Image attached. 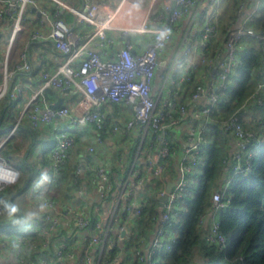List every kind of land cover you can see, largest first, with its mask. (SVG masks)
<instances>
[{
	"label": "built area",
	"instance_id": "2783aa9c",
	"mask_svg": "<svg viewBox=\"0 0 264 264\" xmlns=\"http://www.w3.org/2000/svg\"><path fill=\"white\" fill-rule=\"evenodd\" d=\"M53 1L56 7L52 12L46 7H38L37 0H2L0 19L5 23L11 21L12 26L0 66L3 75L0 98L7 95L17 99L27 94V101L21 113L15 115L9 136L0 138V149L11 136H17L23 118L37 130L54 123L55 142L49 154L51 164L54 174L67 177V164L77 137L91 136L85 145L86 153L100 152L107 140L102 132L108 130L109 108L118 103L130 108L129 116L124 124L112 125L110 135L137 130L140 140L137 154L143 153L142 162H134L128 174L113 179L111 158L98 157L96 163L79 158L74 173L69 175L72 179L70 199L54 198L48 194L53 191L51 184L45 189H36L34 182L29 198L37 205L38 213L30 215L33 221L25 231L0 234V264H25L31 251L37 254L38 264L155 263L157 254L170 249L175 241L171 219L179 209V199L188 186L189 173L199 162L204 132L214 113L219 111V92L227 88L230 73L239 62L247 38L264 41V32L254 27L256 16L264 8V0H239L234 23L228 26L223 42L213 47L219 37L221 0L210 1L214 10L211 6L206 7L204 0H170L173 4L168 5V22L151 29L145 21L150 19L152 7L144 23L130 26L119 20V8H106L95 1L81 7L71 6L65 0ZM37 8L41 28L50 27V32L45 34L41 28H36L30 41L48 37L57 54L64 58L52 64L45 62L37 69L26 47L13 66L15 47L25 28L27 10ZM66 9L73 13L76 22L85 23L90 30L83 34L70 26L61 16ZM184 16L191 19L183 49L188 61L183 59L174 63L156 90V71L173 39L174 25ZM194 29L199 32L198 41H194ZM112 30H120L124 35L151 30L152 35L145 39L143 48L137 50L129 38L118 46L116 37L110 33ZM196 53L200 54L198 60L192 58ZM203 68L204 79L197 82L188 98L184 94L185 84L192 78V72L200 74ZM20 73H25L28 78L24 79ZM261 73L264 74V70ZM32 78L38 79V83H33ZM48 88L72 93L75 104L72 106L63 100L58 106H52L60 99L51 100L46 92ZM263 92L264 77L257 80L244 105L251 101L264 102ZM191 115L198 121V126L187 132L177 164L178 176L169 180L166 177L167 160L176 153L171 147L170 129ZM58 119H62L61 122ZM222 126L232 137L233 174L249 171L261 141L254 142V132L245 130L236 113L224 120ZM147 140L148 146L145 145ZM120 157L123 160L121 154ZM89 170L94 171L92 178L83 181ZM10 174L16 175L14 183L8 180ZM20 174V169L0 150V192L7 185L15 184ZM229 181L215 190L211 206L200 219L202 235L218 246L226 245L227 241L220 230L218 212L230 203ZM170 182L174 185L161 205L160 197ZM155 184L156 191L148 189ZM41 193L43 196L37 199ZM152 194L159 197L161 213L148 238L146 234H139L136 227L144 217L146 198ZM1 214H4V208L0 199ZM62 232L65 233L61 236ZM134 238L137 244L132 246ZM113 249H116L114 254Z\"/></svg>",
	"mask_w": 264,
	"mask_h": 264
},
{
	"label": "trees",
	"instance_id": "16d2710c",
	"mask_svg": "<svg viewBox=\"0 0 264 264\" xmlns=\"http://www.w3.org/2000/svg\"><path fill=\"white\" fill-rule=\"evenodd\" d=\"M238 4L239 0H227L223 6V11L219 16L221 38L225 37L228 26L234 23L237 17L236 10ZM31 11L33 13L34 9ZM61 16L66 18L63 13H61ZM67 17L72 19L74 15L68 12ZM3 21V19H0V22ZM8 25H11V21H9ZM1 26L2 24L0 23ZM254 27L256 30L264 32V8L256 16ZM2 37L6 40L8 38L5 30L3 34L0 33V39ZM218 39L219 37L215 39L212 47L221 43ZM27 45L31 54L38 47L37 44L35 45L29 41ZM3 47L4 43L0 40V50ZM22 50H19L15 59H13V66H15ZM4 51L5 48H3L0 54V66L3 61ZM262 70H264V41L259 38L248 37L239 62L230 73V82L227 88L219 92V111L214 113L212 121L204 132L205 142L202 144L198 154V161L204 150H208L209 156L205 158L203 172L200 173L197 179L196 187L190 186L191 180L189 181L183 196L179 199V209L172 216L170 228L175 235V241L170 249L158 253V260L151 264H189L195 250H197L202 259L200 264H264V102L251 101L247 105H244L246 98L254 91L257 80L264 77V74L261 73ZM20 74L22 77H27L25 73ZM2 77L3 75L0 70V83L2 82ZM32 81L37 84L39 80L35 79V81ZM198 81L199 79L192 73V78L185 84V96H188V93L193 91ZM46 92L51 99L52 95L57 91L53 88H48ZM262 95H264V92ZM26 101L27 94L21 95L17 99H11L7 95L0 98V135L8 133L9 128L15 121L16 110L21 109ZM121 106L123 105L118 103L111 104L110 107L115 112L112 110L113 113L108 112L106 120V128L108 130L102 132L104 137L110 135L112 125L117 123L122 124L113 118V114L117 111L119 112ZM10 109L14 112L7 115ZM235 113L238 115L245 130L254 132V142L261 141V145L252 159L251 169L237 175H234L232 172L234 163L232 137L230 131H226L222 126L223 121L228 120ZM18 130L23 135L20 144L15 145L14 141L10 143L13 137L16 139V136H11L0 149L8 161L21 171L19 180L15 184L4 187L0 192V199L4 208V214L0 215V224H14L17 228L20 225L26 224L28 212L23 206L22 208H18L19 210L14 216H9L6 205L14 204V199L18 193H24L26 186L33 184L36 176L41 172L39 163L41 165H48L51 171L49 184L52 185L53 191L48 192V194L54 198L62 197L63 199H70L69 190L72 187V179H70L69 175L74 173L78 159L83 157L88 162L96 163V158L100 155L98 154L99 151L93 154L86 153L85 145L89 141L84 137L78 136L67 164L69 175L67 177H64L62 174L56 175L52 168L50 155L45 154L38 161H30V155L36 143L38 141L47 142L49 137L55 136V131L33 129L29 123L21 124ZM54 142L55 140H53V145ZM171 147L175 149V143L172 142ZM199 164L198 162L192 170L191 175L193 177H196V170ZM114 171L115 168L111 166L110 173L113 179L117 178L113 175ZM93 174L94 171L89 170L86 176L82 178L83 181H89ZM23 175L26 178V182L24 186L22 185V188L18 187L19 189L16 192L14 187L22 180ZM228 179H230L228 192L230 193L231 200L228 206L221 208L218 212L220 230L225 234L227 241L226 245L218 246L216 243L208 242L204 235H202L200 219L203 213L211 206L215 190L221 187ZM88 188L91 190L90 186ZM150 188L156 191L157 184L154 186L150 185L148 189ZM29 200L32 203L33 200L30 198ZM158 205L159 197L157 195L152 194L146 198L144 217L137 222L136 227L139 234L147 235L148 229H152L154 225L157 226L161 213ZM17 228L0 231V234L4 232H21ZM64 233L62 232L60 235L62 236ZM136 244L137 239L134 238L132 246ZM115 252L116 249H113L112 253L114 254ZM25 264H38L37 254L34 251H31ZM134 264L148 263L136 262Z\"/></svg>",
	"mask_w": 264,
	"mask_h": 264
},
{
	"label": "crops",
	"instance_id": "0c3cea01",
	"mask_svg": "<svg viewBox=\"0 0 264 264\" xmlns=\"http://www.w3.org/2000/svg\"><path fill=\"white\" fill-rule=\"evenodd\" d=\"M39 6L38 7H46L47 9L51 10L52 12L55 10V2L53 0H37ZM69 5L74 6V7H81L85 3L89 2H98L101 5H103L106 8H119V13L118 17L119 20L122 22L130 25V26H137L141 25L145 21V17L148 14V11L152 7V12L150 13V19L148 21H145L147 24V27L149 29L154 28V27H159L160 25H164L168 22L169 20V9L168 5H172L173 3L170 0H65ZM211 0H204V5L206 7L211 6L212 10L214 5L210 3ZM227 2V0H221V7H220V12L223 11V6ZM211 4V5H210ZM2 6V0H0V7ZM210 8V7H209ZM38 9V8H37ZM71 13L67 9L64 10L62 13L67 21V23L72 26L74 29L79 30L81 33L83 32L86 33L89 29V27L83 23V22H76L75 17L72 19H69L67 17V14ZM73 14V13H72ZM39 18H40V13L39 9L36 10L34 9L33 13L31 10H27L26 18H25V28H24V33H27V38L26 41H29L33 44H37L38 47L35 49V51L32 53L34 63L36 68H39L43 63H49L52 64L53 62H60L63 60L64 56L60 55L59 53L54 50L53 48V43L50 38H44L43 40L33 42L30 41L31 39V34L34 29L36 28H41L39 24ZM2 26L0 27L2 29V32L4 33V30L7 32V40H5V43H8L9 36H10V30H11V25H8L9 22L6 23L0 22ZM191 25V19L190 17L184 16L181 18L175 25L173 29V39L168 45L165 53L163 54L162 58V64L156 71L154 83H155V89L158 90V88L162 85V80L164 75L169 73L172 65L174 63H178L179 61H182L184 59L185 62L188 60V56L184 52V44L185 41L184 39L186 38V33L188 31L189 26ZM41 30L45 34H49L50 32V27L47 28H41ZM21 33V37H24V33ZM195 33V40L198 41L200 36L199 32L197 29L193 30ZM1 32V34H3ZM115 37H116V42L117 45L120 46L124 44L125 39L123 38L124 34L120 32V30H112L110 31ZM130 37L129 40L132 42L134 45V48L137 50H141L144 46V41L145 39H148L151 35L152 32L151 30H148L144 33H129ZM128 39V38H127ZM221 42H223L224 38H221V31H219V39ZM4 43V47H7V45ZM6 45V46H5ZM28 47V46H27ZM194 60H198L200 58V54L196 53L192 56ZM15 59V57H14ZM200 63V62H199ZM203 67H205L202 64ZM200 67V66H199ZM204 68L199 72H192L196 75L197 79H204L203 72ZM26 77V76H25ZM24 79L28 78V76ZM158 77H160L158 79ZM172 77L169 78L168 82L171 81ZM206 79V78H205ZM34 80L35 79H31ZM169 85V84H168ZM168 87V86H167ZM195 88V87H194ZM185 91V90H184ZM188 93V92H187ZM191 93H188V98ZM62 99L66 103L70 105H74L76 100L75 97L72 93H60L56 92L52 95L51 100H58ZM130 108L128 106H121L120 111L116 112L113 114V118H115L117 121H120L122 124L127 120V117L129 116V110ZM112 107L109 108V112H115L112 110ZM112 112V113H113ZM62 119H58L57 121L61 122ZM198 126V121L191 115L189 116L186 120L181 121L179 124H176L171 127L170 129V143H175L176 148V153L174 155H171L168 158L167 162V171H166V177L169 180H175L176 177L178 176V168L177 164L180 159V155L182 152V149L184 148L185 145V139L187 132L190 131L192 127H197ZM54 123L44 126L43 130H53ZM125 133V132H123ZM19 135H23L21 133H18ZM17 134V135H18ZM109 135V134H108ZM91 137V136H90ZM90 137H87L89 141ZM106 143L104 148L98 153L100 154L99 157H104V158H111V163L112 166L115 168V171L113 172V175L115 177H120L123 175L128 174L129 170L133 166L134 162L139 163L142 162V157L143 153L138 156V147H139V132L135 129L132 130V132H129V134H122V135H117V136H111L109 135L106 137ZM145 145H149V140L145 142ZM120 154L122 155L123 160L120 158ZM124 154V155H123ZM117 166L115 167L114 166ZM120 167V168H118ZM118 168V169H117ZM118 170L119 173H118ZM156 225L153 226L152 229H148L149 232L147 233L148 238L152 236V232L155 229ZM147 231V230H146ZM202 262V259L200 258V254L195 250L194 254L192 255L190 259L189 264H200Z\"/></svg>",
	"mask_w": 264,
	"mask_h": 264
},
{
	"label": "rangeland",
	"instance_id": "374dc122",
	"mask_svg": "<svg viewBox=\"0 0 264 264\" xmlns=\"http://www.w3.org/2000/svg\"><path fill=\"white\" fill-rule=\"evenodd\" d=\"M213 10H214V8H213ZM203 22V18L202 19H200V21H199V23L201 24ZM23 33H24V31H23ZM27 34H28V31H27V33H24L23 35H24V37H21V39L19 38L18 39V44H17V46L15 47V53H14V57H16V55H17V52L19 51V50H21V49H25L26 47H27V42L28 41H26V38H27ZM1 41H3V43H5V41L4 40H6V39H4V37H2L1 39H0ZM6 45H7V43H5ZM5 45V46H6ZM3 46V45H2ZM2 50H3V48H1V50H0V54L2 53ZM5 51H6V47H5ZM5 51H4V54H5ZM2 60V59H1ZM12 66V65H11ZM0 70H1V68H0ZM160 77H158V79H159ZM236 79H238V78H236ZM170 83V81L168 82V84ZM14 111L12 110V109H10L9 111H8V113H7V115H10L11 113H13ZM21 113V109H18V110H16V113H15V115H19ZM15 122V121H14ZM14 122L12 123V125L14 124ZM29 122L27 121V118H23V120L21 121V124H28ZM11 128V127H10ZM10 128H9V130H8V133H5V134H2V135H0V138L1 137H3L4 135H7V136H9V134H10ZM17 133H21V131H17ZM14 136H16V135H14ZM13 140H11V142L10 143H12L13 141H14V144L15 145H18V144H20V142H21V140H22V136L21 135H17L16 136V139H15V137H13L12 138ZM15 139V140H14ZM53 140H55V136L54 137H49V139H48V141L47 142H44V141H38L37 143H36V145L34 146V148H33V151H32V154L30 155V161L31 162H34V161H38V160H40L45 154L46 155H49V152H50V150H51V148H52V146H53ZM52 145V146H51ZM232 152H233V150H232ZM209 156V153H208V150H204L203 151V153H202V155L199 157V165L197 166V174H196V177H193L192 175H191V173H189V181L191 180V182H190V186H192L193 185V187L195 186H197V179H198V177H199V175H200V173H202L203 172V169H204V167H205V158L206 157H208ZM34 160V161H33ZM39 165H40V168L39 169H41L40 171V173L36 176V179L34 180V182H35V184L40 180V178H41V174L42 173H46L47 174V176H48V180L41 186V187H43L44 189L45 188H47V185H49V180H50V177H51V171H50V169H49V166L48 165H41L40 163H39ZM42 166V167H41ZM191 175V176H190ZM26 178H25V176L23 175V178H22V180L17 184V185H15V190H16V192L18 191V189L19 188H22L23 186H24V184H25V182H26V180H25ZM33 182V183H34ZM23 185V186H22ZM8 186V185H7ZM19 187V188H18ZM33 186H32V184H30V185H27L26 186V189H25V191H24V193H18V195H17V197L14 199V204H16L17 206H18V208H22L23 206L26 208V210H27V214H28V217H27V221H26V224H23V225H20V227H18L17 228V226H15L14 224H11V225H3V224H0V231H7V230H14V229H16L17 228V230H19V231H21V232H23V231H25L26 229H27V225L29 224V223H31L32 221H33V219H32V217L30 216V215H32V214H37L38 213V208H37V205L35 204V203H31V201L29 200V196H30V192H32L33 191ZM229 191V190H228ZM227 191V194L229 195L230 193ZM15 194H17V193H15ZM2 215V214H1ZM16 232H18V231H16ZM0 256H1V251H0Z\"/></svg>",
	"mask_w": 264,
	"mask_h": 264
},
{
	"label": "clouds",
	"instance_id": "9594fccd",
	"mask_svg": "<svg viewBox=\"0 0 264 264\" xmlns=\"http://www.w3.org/2000/svg\"><path fill=\"white\" fill-rule=\"evenodd\" d=\"M8 180H9V182L14 183L16 180V175L10 174L8 176ZM47 180H48L47 174L42 173L40 180L36 184V189H39ZM42 196H43V193H41V196H38L37 199H40ZM41 207H43V205H41ZM6 208H7L9 216H14L17 213V211L19 210L18 206L16 204H8V205H6Z\"/></svg>",
	"mask_w": 264,
	"mask_h": 264
},
{
	"label": "water",
	"instance_id": "95a60500",
	"mask_svg": "<svg viewBox=\"0 0 264 264\" xmlns=\"http://www.w3.org/2000/svg\"><path fill=\"white\" fill-rule=\"evenodd\" d=\"M2 32V29L0 28V33ZM130 37V34H128V35H124L123 36V38L124 39H127V38H129ZM63 100L62 99H60V100H58L57 102H55V103H53L52 104V106H54V107H56V106H58L59 104H61V102H62ZM173 185H174V182H170L169 184H168V186H167V189H166V192L160 197V204L162 205L163 204V202L167 199V197H168V192H170V190H171V188L173 187ZM13 195H15V194H13Z\"/></svg>",
	"mask_w": 264,
	"mask_h": 264
}]
</instances>
